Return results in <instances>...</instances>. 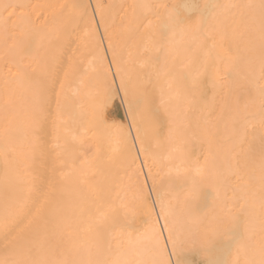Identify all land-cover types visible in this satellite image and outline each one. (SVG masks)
<instances>
[{
  "label": "bare ground",
  "instance_id": "obj_1",
  "mask_svg": "<svg viewBox=\"0 0 264 264\" xmlns=\"http://www.w3.org/2000/svg\"><path fill=\"white\" fill-rule=\"evenodd\" d=\"M222 235L214 259L264 264V0H0V264Z\"/></svg>",
  "mask_w": 264,
  "mask_h": 264
},
{
  "label": "snow or ice",
  "instance_id": "obj_2",
  "mask_svg": "<svg viewBox=\"0 0 264 264\" xmlns=\"http://www.w3.org/2000/svg\"><path fill=\"white\" fill-rule=\"evenodd\" d=\"M179 7L185 8L188 11H195L198 10L199 5L196 3H192L191 5L182 4ZM234 241V237L231 235H222L220 236L212 245V247L208 249L198 250L196 255L199 258H178L174 264H226V261H220L213 258L212 252L214 250L222 249L228 246L230 243ZM175 246L173 251H175Z\"/></svg>",
  "mask_w": 264,
  "mask_h": 264
},
{
  "label": "rangeland",
  "instance_id": "obj_3",
  "mask_svg": "<svg viewBox=\"0 0 264 264\" xmlns=\"http://www.w3.org/2000/svg\"><path fill=\"white\" fill-rule=\"evenodd\" d=\"M122 98H120V100H121ZM119 100V102H120V109H121V111L123 112V114L125 115V117H127V110H126V108H125V106H123L124 104V102L121 100L120 101ZM126 113V114H125ZM152 186V185H151ZM152 192H153V190H152ZM152 194V193H151ZM152 198H154L153 196H152ZM151 203H152V205H154V208H155V203H154V200L153 199H151Z\"/></svg>",
  "mask_w": 264,
  "mask_h": 264
}]
</instances>
